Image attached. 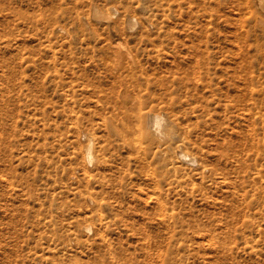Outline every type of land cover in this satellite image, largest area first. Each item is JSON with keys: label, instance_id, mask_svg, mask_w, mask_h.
Wrapping results in <instances>:
<instances>
[{"label": "rangeland", "instance_id": "rangeland-1", "mask_svg": "<svg viewBox=\"0 0 264 264\" xmlns=\"http://www.w3.org/2000/svg\"><path fill=\"white\" fill-rule=\"evenodd\" d=\"M262 20L264 0H0V264H264ZM131 96L183 138L127 143Z\"/></svg>", "mask_w": 264, "mask_h": 264}, {"label": "bare ground", "instance_id": "bare-ground-1", "mask_svg": "<svg viewBox=\"0 0 264 264\" xmlns=\"http://www.w3.org/2000/svg\"><path fill=\"white\" fill-rule=\"evenodd\" d=\"M94 9H95L94 10L95 14H93V15H95L96 17L97 16L102 17L100 10L96 9V8H94ZM104 14H105V12H104ZM104 14H103V16H104ZM128 21L132 24V26L137 24L136 19L132 18V16H129ZM262 21H264V20H262ZM263 24H264V22H263ZM131 97L129 99L125 100L124 111H123L124 115L121 116V118H119V120L122 124V128H123V130H121V135L127 143L133 142L135 140L134 138H139L142 134H145V132L148 130H151V131L157 133L159 136H164L167 138V140L172 141V142H175L176 140H180L183 138L178 133L177 127H175V125H173V124H170V120L165 115V113H163L161 111L156 112V111H151V110L143 112L141 104L135 103L136 101H135L134 97H132V98ZM85 134H86V132H85ZM90 135H92V134H90ZM93 138L94 137L91 136V138H89L88 142H86V144H87L86 145V157L90 162H93L95 160L94 159V152H93V149H94ZM175 157L179 158V159L176 158V160L181 159V160L186 161V163L187 162L190 164L191 163L195 164L196 162L198 163V159L196 158V156H193L192 154H190L189 152H187L186 150H184L181 147H176ZM176 164H177V162H176ZM87 229L91 230V225H88Z\"/></svg>", "mask_w": 264, "mask_h": 264}]
</instances>
